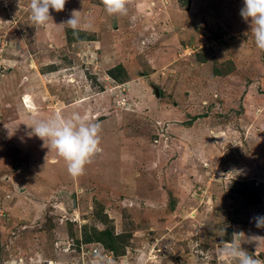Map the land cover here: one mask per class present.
Listing matches in <instances>:
<instances>
[{"label":"rangeland","instance_id":"1","mask_svg":"<svg viewBox=\"0 0 264 264\" xmlns=\"http://www.w3.org/2000/svg\"><path fill=\"white\" fill-rule=\"evenodd\" d=\"M29 4L0 0V264H221V241L264 261V50L244 0H67L44 26ZM74 10L93 27L62 25ZM74 112L101 126L79 176L27 135ZM103 229L124 251L85 241Z\"/></svg>","mask_w":264,"mask_h":264},{"label":"clouds","instance_id":"2","mask_svg":"<svg viewBox=\"0 0 264 264\" xmlns=\"http://www.w3.org/2000/svg\"><path fill=\"white\" fill-rule=\"evenodd\" d=\"M67 0H30L29 8L31 20L36 26H44L50 20V9L61 12L65 9ZM130 0H102V4L109 15H127ZM73 11L63 23L74 32L80 29H91L92 21L77 15ZM240 15L251 23V32L257 48L264 50V0H244ZM145 43V41H142ZM21 103L28 108L26 95L21 96ZM28 136L40 138L49 149H55L67 165V171L72 176L82 175L85 166L101 151V126L98 122H91L87 116L72 113L70 116L59 114L47 118H33ZM5 128L9 129L6 125ZM257 228H264V215L253 217ZM219 259L221 264H264V261L249 255L248 251L234 241H221Z\"/></svg>","mask_w":264,"mask_h":264},{"label":"trees","instance_id":"3","mask_svg":"<svg viewBox=\"0 0 264 264\" xmlns=\"http://www.w3.org/2000/svg\"><path fill=\"white\" fill-rule=\"evenodd\" d=\"M109 74L114 76L111 71H109ZM114 77L113 79H115ZM239 193L250 206L257 205L260 203L259 195L253 191H250L249 189L241 190ZM120 238L121 236L114 235L113 232H111L110 230L103 229L100 231L94 230L93 233L89 236V238L87 239L85 238V241H94L100 243L103 246V248L113 251V253L116 254L119 250L124 251L125 244L120 245L119 243ZM225 240L231 241L230 230L227 232V237L225 238ZM116 244H118V246Z\"/></svg>","mask_w":264,"mask_h":264},{"label":"crops","instance_id":"4","mask_svg":"<svg viewBox=\"0 0 264 264\" xmlns=\"http://www.w3.org/2000/svg\"><path fill=\"white\" fill-rule=\"evenodd\" d=\"M22 108H24V110H27V109H28L27 107H25V106H23V105H22ZM17 122H18V119H17L16 121H11V120L8 121V123H11V127H12L13 125H16ZM8 123H7V124H8ZM7 127L10 128V126H8V125H7ZM8 130H9V129H7V130L5 131V133H6ZM11 134H12V132L10 131V134H9V135H11ZM7 135H8V134H7ZM9 135H8V136H9ZM4 138H5L4 136H0V142H2Z\"/></svg>","mask_w":264,"mask_h":264},{"label":"water","instance_id":"5","mask_svg":"<svg viewBox=\"0 0 264 264\" xmlns=\"http://www.w3.org/2000/svg\"><path fill=\"white\" fill-rule=\"evenodd\" d=\"M154 91H155V94H156V96H158V90H157V89H155Z\"/></svg>","mask_w":264,"mask_h":264},{"label":"built area","instance_id":"6","mask_svg":"<svg viewBox=\"0 0 264 264\" xmlns=\"http://www.w3.org/2000/svg\"><path fill=\"white\" fill-rule=\"evenodd\" d=\"M0 117H1V115H0ZM1 120V119H0ZM3 127V125H1V127H0V129Z\"/></svg>","mask_w":264,"mask_h":264}]
</instances>
